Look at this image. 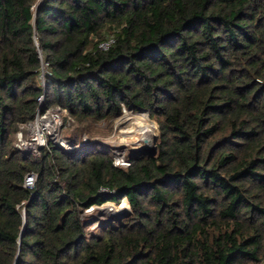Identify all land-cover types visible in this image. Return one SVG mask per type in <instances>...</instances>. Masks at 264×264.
Wrapping results in <instances>:
<instances>
[{"label":"trees","instance_id":"1","mask_svg":"<svg viewBox=\"0 0 264 264\" xmlns=\"http://www.w3.org/2000/svg\"><path fill=\"white\" fill-rule=\"evenodd\" d=\"M53 106L79 133L146 110L156 151L17 148ZM0 264H264V0H0Z\"/></svg>","mask_w":264,"mask_h":264},{"label":"rangeland","instance_id":"2","mask_svg":"<svg viewBox=\"0 0 264 264\" xmlns=\"http://www.w3.org/2000/svg\"><path fill=\"white\" fill-rule=\"evenodd\" d=\"M44 85L45 81L43 83V81L41 80L40 86L44 87ZM61 115H64V113L61 112ZM142 115H144L145 117ZM69 116L70 115L68 113L66 114V116H63L64 120L65 117ZM142 118L146 121V124L152 125L154 138L152 139L153 143H151L152 147H148V149H153L154 147H156L157 137L159 134L157 122L149 116L146 110L140 109L135 111L130 107H123L121 113L111 119L101 120L94 123L90 131L83 133L77 132L76 124L72 117V120L70 118H67V120L70 121V124H67L61 129V137L64 139V141H67L66 144H68L67 146L69 147V149H74L81 146H89L93 143H98L104 149L111 153L113 161L115 163L120 165V167H125L129 162L128 157L130 155L144 154L142 150L143 146L146 144L142 142L141 132L138 129L141 124L140 122ZM20 131L22 133V137L27 138L29 134L28 126H23L18 132ZM17 133L14 138V145L16 147L19 143ZM124 202L127 203V210H124L121 213L109 214L110 211L114 208L124 205ZM84 213L86 214V219L91 222L89 229H93L94 227L102 223H110L112 225H116L119 223V221H124L131 214V208L127 198H123L119 203L109 201L100 206H92L86 209Z\"/></svg>","mask_w":264,"mask_h":264},{"label":"built area","instance_id":"3","mask_svg":"<svg viewBox=\"0 0 264 264\" xmlns=\"http://www.w3.org/2000/svg\"><path fill=\"white\" fill-rule=\"evenodd\" d=\"M112 42V40H108L106 42H103L100 44L102 48H107L109 44ZM35 43L37 44L36 40ZM40 58L42 59L41 54ZM45 65L43 59H42V66L40 71V81L42 80L44 83V74H45ZM43 91H44V87ZM44 99V94L42 93L37 97V100L39 104L42 103ZM62 109V110H61ZM61 112L64 113V115H61ZM68 111L64 108H61L59 106L57 107H51L47 109L45 112H39L35 114V117L33 120L27 123V126L29 128V134L27 138L22 137L21 131L17 133L19 143L17 144V147L19 149H27L32 152L33 155L39 156L41 153V148L48 145L49 142L59 145L62 148H65L67 150L69 147L66 144L67 141H64V139L61 137V129L66 126L67 124H70V121L67 120V118L71 117H64ZM72 120V119H71ZM130 162H128L126 165H129ZM113 164L115 166H120L117 163L113 161ZM36 180V173L31 171L29 172L25 178L23 185L29 189H32L34 187Z\"/></svg>","mask_w":264,"mask_h":264},{"label":"bare ground","instance_id":"4","mask_svg":"<svg viewBox=\"0 0 264 264\" xmlns=\"http://www.w3.org/2000/svg\"><path fill=\"white\" fill-rule=\"evenodd\" d=\"M142 116H144V115H142ZM144 117H145V116H144ZM140 123H141V124H140V126L138 127V129H139L140 132H141V139H144V140H145L146 147L151 148V147H152L151 143H153V142H152V139L154 138V131H153V129H152V125H148V124H146V121L143 120V118H142V120H141ZM142 142H143V141H142ZM127 209H128L127 203L124 202V205H121V206H119V207H116V208H114V209L111 210V211L109 210V211H110L109 214H111V213H113V214L121 213L122 211L127 210ZM105 210H106V209H105ZM107 212H108V211H107Z\"/></svg>","mask_w":264,"mask_h":264},{"label":"water","instance_id":"5","mask_svg":"<svg viewBox=\"0 0 264 264\" xmlns=\"http://www.w3.org/2000/svg\"><path fill=\"white\" fill-rule=\"evenodd\" d=\"M141 140L145 143L144 139H141ZM155 151H156V147H154L153 149H148L146 145L143 146V150H142L143 153H150V154H154Z\"/></svg>","mask_w":264,"mask_h":264}]
</instances>
